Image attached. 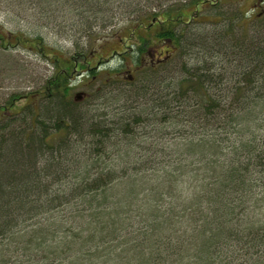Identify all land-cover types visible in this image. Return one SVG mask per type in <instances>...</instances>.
<instances>
[{
	"label": "trees",
	"instance_id": "trees-1",
	"mask_svg": "<svg viewBox=\"0 0 264 264\" xmlns=\"http://www.w3.org/2000/svg\"><path fill=\"white\" fill-rule=\"evenodd\" d=\"M89 1L87 8L79 3L76 13L80 8V15L95 17L103 12L104 7L97 11L101 1ZM213 1H192L197 10L186 22L183 6L167 8L143 13L115 32L120 42L126 32L132 41L130 52L123 53L132 60L133 74L119 75L122 66L109 69L115 76L106 77L98 98L103 101L111 94L122 98L124 88L138 79L140 84L132 90L137 98L130 104L148 101V126L159 134L140 130L146 114L104 125L89 123L74 108V97H69L74 89L71 76L78 69L72 61L81 58L79 66L85 70L80 73L92 77L95 68L87 66L86 53L93 55L95 46L110 40L113 33L91 27L90 33L85 32L86 48L93 50L79 47L63 60L39 32L28 36L17 31L9 36L0 24L2 48L37 49L54 68L38 91L12 94L0 105V264H55L58 258L66 264H264L258 262L260 255L264 260V17L255 20L258 29L250 34L244 27L235 33L234 26L246 18L245 13L217 22L222 36L213 40L211 52L226 61L233 83L230 92L222 94L217 89L225 78L212 75L213 66L193 67L183 58L196 46L187 24L195 21L196 14L214 8ZM154 41L165 49L166 60L147 59ZM198 44L202 50L206 47ZM177 55L185 62L177 83L181 95L160 102L165 90L159 88L156 96L148 94L149 87L155 85L156 72L168 67L162 62ZM228 98V120L218 124ZM178 101L183 106L175 111L178 105L169 102ZM42 102L53 105V114L48 107L40 111ZM157 113L161 130L156 127ZM15 121L24 125L12 126ZM189 132L195 137L188 138ZM170 133L178 136L177 141H164ZM24 148L32 151L29 161ZM48 148L58 155H47ZM40 158L43 165L37 168ZM56 181L61 188L50 193ZM143 191L152 196L140 209L143 219L127 236L122 203L136 201ZM249 201L251 205L255 201L254 208ZM76 202L103 207L92 224L84 226L88 236L66 229L59 238L53 229H41L40 213L49 211L44 219L51 221ZM55 223L57 219L49 224ZM15 230L22 233L17 236Z\"/></svg>",
	"mask_w": 264,
	"mask_h": 264
},
{
	"label": "rangeland",
	"instance_id": "rangeland-1",
	"mask_svg": "<svg viewBox=\"0 0 264 264\" xmlns=\"http://www.w3.org/2000/svg\"><path fill=\"white\" fill-rule=\"evenodd\" d=\"M99 1L102 3H100L101 5L99 4L100 6L97 7V11L103 7L104 10L102 13H99L93 17L88 14L80 15L79 11H82L81 8L77 11L78 13H76L75 10L79 3L81 4V7L83 6L87 8L88 5L86 3H91L89 0H86V3L78 0L76 1L77 3L74 2V0H0V24L2 27H5L7 32H9V36L17 31L24 34L26 33L28 36H35L36 32H39L40 35L43 36L44 42L54 47L55 52L59 54V57L63 60L68 58L73 52H77L79 47L86 48L88 38L85 35V32L86 34L88 32L90 33L88 30L91 27L96 28V32L102 31L103 33H113V37L110 40L104 42L100 47L98 45L95 46L96 48L92 52L94 56L91 54V52L86 53L89 62L87 66H90V68H95L92 77L90 75L85 76L83 73H80L81 70H85L84 67L80 68L79 66L81 58L75 59V62L72 61L76 69H78V72L71 76L74 84L72 88L74 89H72L71 95L69 97H74L76 95L75 93L81 91L88 94L86 96H82V98L79 100H75L76 104L74 105V108L77 113L81 114V116L84 114V118H87L89 123L102 121L104 125H110L107 122L110 121L112 124L113 121H116L113 119L120 118L121 121H125V119L129 118L132 120L134 116L136 117L140 114H146L143 115V117L146 116L145 118L142 117L146 123L140 125V130H148L155 134V132L158 131H154L148 126V119H150L148 118V113L151 107V105L148 104V101H146V103L144 101H140L130 104L131 101H135L137 98L132 94V90L135 89V85L140 84L138 79H134L135 81L133 84L124 88L122 98H117L112 94L107 96L108 98L103 101L102 99L98 98V95L102 94L104 91L103 83L105 82L106 77L112 78L113 75L115 76L114 73L107 72L109 69L112 70L113 68L122 66L123 68L119 75L127 76V74H133L132 60L129 55H124L123 53L124 51L130 52L129 47H131V49L133 47L132 41L128 40L129 35L126 32L125 34L123 33L121 37L123 38V42H120L118 36L116 35L117 33L115 32H119V28H121L122 25H126L128 20L130 21L132 19H137L143 13H153V11L160 13L167 8L174 9L183 6V15L186 22L188 15L196 9L194 6L195 4L191 3L194 0ZM213 4H215V0L213 1ZM216 4L217 5L214 8L205 9V11L196 14V16L193 14L196 17L195 21L191 22L190 20L187 25L189 26L188 35L193 38L194 44L196 46H191L189 50V52H192L191 55L187 54V57L183 55V58L186 64L193 67H196L195 65L198 64H200L199 66H205L206 64L208 66H213L212 70H210V73L212 75L218 76V78L220 76L225 78L224 80L222 79L223 85H221V82L219 81L220 84H218L219 86L217 90L222 92V94H227L230 92L229 89L233 84L232 81H229V79L232 78L229 76V71H226L227 63L225 60L220 59V55L216 56L215 52H211V44L213 43V40H216L219 38V36H222L220 31L221 23L217 22L221 18H225L226 22H228L230 18H236L235 15L239 16L240 12L241 14L245 13L246 18H243V20H241L239 23L237 21L236 25L234 26L236 28L235 33L237 35L240 34L243 27L244 31H248L249 34L254 33L253 30L258 29L257 27H254L255 20H259L260 17H264V0H216ZM120 6L123 8L117 9V7ZM197 8L201 9V4H198ZM96 17L97 22H95ZM215 22L217 24H215ZM81 27H84L87 29V31H81ZM94 28L91 31H94ZM82 38V41L84 42L81 44L79 39ZM222 39L226 41L225 37ZM230 39L231 38L229 37L228 42ZM198 43H205L206 47L202 50L200 49L201 47ZM160 44V42L156 41H154V44H151L153 49L154 47L156 48V53L152 57L153 59L162 58V56L167 54L165 53V49ZM138 45L140 44H135L134 46ZM90 50H93V48H86L84 51L89 52ZM114 52H117L118 55L114 54ZM195 54H198V57L195 58ZM167 58L168 57L162 59L166 60ZM101 61L102 63L98 65L97 63ZM202 61L205 62V64L202 63ZM185 62H183L181 59H178V55L172 59L170 57V59L166 62H162L164 63L163 65H167L168 67L166 70H160V72H156L155 81H153V84L155 85H150L149 88L151 89L149 90L148 94L154 93V95L157 96L159 88L164 89L165 93L160 99V102H168L170 100L172 101L173 97L177 98L178 95H181V90H178L177 83L183 75L181 73V66ZM53 70L54 68L49 63V59L47 60V58L43 57L40 54V51L37 49H24L17 45L4 48L0 46V105H2L4 101H6V99L12 94L17 95L27 93L28 91H38L39 87L44 84L48 76L53 73ZM107 89L108 88H106V90ZM210 92H213V88H211ZM228 100L229 98L225 100L224 104L222 105L223 107H221V115L219 118L220 120H218V124H221L223 120H228L227 115L230 114L229 109L231 106L230 103H228ZM142 102H144V104ZM169 103H173V106H176L179 104V101ZM48 105L49 104L47 102H42L39 108L40 111H43L44 108L48 107L49 113L51 112L53 114L54 108L51 107L53 105H49L50 107ZM182 106L183 105H178V108H175V111H179ZM146 108H148L147 113H143V110L145 111ZM112 114L114 117H116L114 118ZM103 116L105 117L103 118ZM157 116L160 117V114L157 113L156 117ZM160 119L162 118H158V122H156V127L157 129L160 128L159 130L163 128L161 124H159L161 122ZM18 125L24 124L20 123V121H15L12 124V126ZM83 126H85V123H83ZM168 130L169 129L166 128V131ZM159 133L160 131L158 134ZM191 136L195 137L193 134H190L187 137L191 138ZM84 138L86 140L88 139L86 137ZM177 138L178 136L176 134L170 133L169 135L167 134V136L165 135L164 141H177ZM137 149L138 147L135 150ZM25 152L27 161L31 160L32 151L25 149ZM45 152L47 155L52 152L56 156L58 155L56 152H54L53 148L45 149ZM42 165L43 158H40L38 160L37 168H41ZM75 169L76 168H73L72 170ZM71 174L74 173L71 171ZM59 182L60 181H56L53 183V185H50V193L53 192V190L61 188V186L58 184ZM151 196L152 194H149L148 192L144 193L143 191L136 201L134 200L133 202H130L128 200V203L126 200L122 203V206L124 207L121 210V213H123V216H126V222L127 225H129L128 228L130 229H128L127 236H129L130 232L134 229V227H136L135 224L143 219L139 214L140 209H143L145 205H148ZM252 203V205L251 201L248 203L250 208H254L253 206L255 201ZM89 206L90 205L88 204L78 202L72 203V206L69 205V207L64 209L65 211L63 213H57L56 217L52 219H57L59 222L55 224H49L52 220L49 221L44 219L46 217V213H49V211L44 213L42 212L39 214V217L44 221L40 222L39 226L41 229L46 226L53 229V233H55V236L59 238L60 236L63 237V234L67 233L66 229H69L70 233L79 232L80 236L86 237L88 236L89 230H87L84 226H87L88 223H91V221H93L95 218L94 214L103 208L101 207L94 209L89 208ZM150 208H152V206ZM251 217L252 219H255L254 213H252ZM15 232L16 235L18 234L17 236L22 233L21 231L17 230H15ZM50 245H53V243ZM86 250L93 251L92 248H88ZM1 255L2 254H0V256ZM57 260L60 261L61 258H58ZM57 260L55 264H66V262H58ZM259 261H264L261 255L260 258H258V262ZM48 262L52 263L51 260H48ZM243 264L245 263L243 262Z\"/></svg>",
	"mask_w": 264,
	"mask_h": 264
},
{
	"label": "flooded vegetation",
	"instance_id": "flooded-vegetation-1",
	"mask_svg": "<svg viewBox=\"0 0 264 264\" xmlns=\"http://www.w3.org/2000/svg\"><path fill=\"white\" fill-rule=\"evenodd\" d=\"M152 49V50H151ZM156 48L154 47V49H153V47H151L150 49H149V51H148V53H149V56L147 57V59L150 61V63H155V62H158L161 58H159V59H153L152 57H153V55L156 53V50H155ZM161 54V53H160ZM163 55V54H162Z\"/></svg>",
	"mask_w": 264,
	"mask_h": 264
},
{
	"label": "water",
	"instance_id": "water-1",
	"mask_svg": "<svg viewBox=\"0 0 264 264\" xmlns=\"http://www.w3.org/2000/svg\"><path fill=\"white\" fill-rule=\"evenodd\" d=\"M76 98H78V95L76 96Z\"/></svg>",
	"mask_w": 264,
	"mask_h": 264
}]
</instances>
